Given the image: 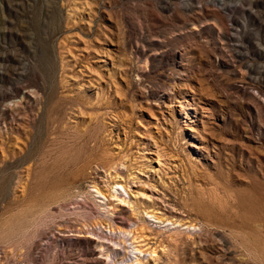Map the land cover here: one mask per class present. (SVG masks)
<instances>
[{"label":"rangeland","instance_id":"rangeland-1","mask_svg":"<svg viewBox=\"0 0 264 264\" xmlns=\"http://www.w3.org/2000/svg\"><path fill=\"white\" fill-rule=\"evenodd\" d=\"M0 264H264V0H0Z\"/></svg>","mask_w":264,"mask_h":264},{"label":"bare ground","instance_id":"bare-ground-1","mask_svg":"<svg viewBox=\"0 0 264 264\" xmlns=\"http://www.w3.org/2000/svg\"><path fill=\"white\" fill-rule=\"evenodd\" d=\"M120 188H122L123 189V192L122 191H120L119 190V188L118 189H116V193L118 192V194H119V196L120 197H123V195L124 194H129L128 193V188L126 187V186H120ZM101 192V191H100ZM99 192V190H97V193L99 194V195H101V193ZM102 196V195H101ZM119 196H117V197H119ZM141 197H143V195H140ZM117 198V199H119L120 201H119V203L121 204V205H123V203H128V201L127 200H125V198L123 197V198ZM150 197V200L152 201V205L153 206H155V205H157L158 204V197L157 196H155L154 194H152V195H150L149 196ZM149 217V216H148ZM151 217H153L154 219H156L153 215L152 216H150V218ZM139 252V251H138Z\"/></svg>","mask_w":264,"mask_h":264}]
</instances>
